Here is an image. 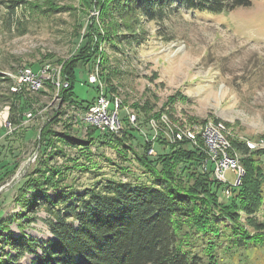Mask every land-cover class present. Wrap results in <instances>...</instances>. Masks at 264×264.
Listing matches in <instances>:
<instances>
[{
  "label": "rangeland",
  "instance_id": "1",
  "mask_svg": "<svg viewBox=\"0 0 264 264\" xmlns=\"http://www.w3.org/2000/svg\"><path fill=\"white\" fill-rule=\"evenodd\" d=\"M54 2L70 5L72 9L41 15L28 14L19 7L12 13L0 5V73H13L21 66H31L36 71L45 63L61 66L59 61L76 57L79 64L76 63L74 100L83 106L98 96L96 85L87 82V75L97 66L83 64L77 56H82L79 53L87 41L100 40L97 36L103 35L102 0ZM145 31L143 43L134 46L131 52L126 46L125 56L108 46L101 47L98 42L109 61L102 75L97 74L111 96L112 105L115 101L118 103L123 128H138L142 137L151 143L152 155L165 149L164 143L157 141L159 134L154 133L167 130L166 122L192 127L221 122L231 134L230 140L243 143V139H264L263 0H252L249 6L218 13L192 12L180 7L159 23H147ZM108 73L109 79L105 83L103 77ZM44 90L46 94H28V100L25 99L23 104L32 110L34 117L24 119L21 125L9 128L3 114L8 112L10 115L11 110L7 102L0 106V128L4 132L7 130V135L0 136V220L8 222L12 236L23 232L38 242L52 239L46 221L48 214L40 208L35 219L19 226L22 227L20 230L16 223L19 210L16 198L26 180L25 174L33 171L46 151L45 144H37L39 128L56 106H60L55 91ZM136 105L144 107L145 115L132 109ZM81 106L62 104L61 121L53 128L60 131L63 122H71V134L85 138L86 131L80 120L84 109ZM128 112L135 115L133 123L129 121ZM156 112H163L160 121H148L147 116ZM161 124L163 129L159 127ZM94 133L97 138L89 147V153L82 146L58 145L67 155H56L51 163L72 166L66 182L76 188L90 186L98 178L149 183V176L132 154L125 156L112 147L113 136H104L97 129ZM248 153L236 151L238 159ZM68 157L77 161L74 163ZM260 162L264 166V156ZM225 177L233 182L237 173L229 168ZM48 192L52 194L53 190ZM217 197L216 210H224L230 204V198L221 194ZM42 200L37 198L38 202ZM238 209L236 222L244 232H232V225L222 219L219 235L198 237L203 242L197 248L201 256L199 264H264V187L255 211L247 213ZM186 236L190 238L191 235ZM253 236L262 239L251 241ZM244 239L248 242L240 243ZM207 241L214 245L212 259L205 255ZM4 251H10L9 247L5 246ZM31 258L32 254H23L19 262L29 264Z\"/></svg>",
  "mask_w": 264,
  "mask_h": 264
},
{
  "label": "trees",
  "instance_id": "2",
  "mask_svg": "<svg viewBox=\"0 0 264 264\" xmlns=\"http://www.w3.org/2000/svg\"><path fill=\"white\" fill-rule=\"evenodd\" d=\"M81 1L87 3V0ZM251 2L102 0L100 17L105 28L103 35L97 36L101 37L100 40L93 37L94 41H87L79 53L82 56L77 58L83 64L97 66L101 76L109 59L104 50L99 49L98 42L101 47L108 46L115 53L125 56L126 46L131 52L134 46L143 43L147 23H159L180 7L192 12L218 13L249 6ZM0 5L12 13L19 7L28 14L41 15L72 9V6L58 5L54 0H0ZM59 63L61 76L68 85L58 90L56 98L60 106H56L49 119L39 128L37 144H45L46 151L33 171L25 174L26 180L16 198L19 206L16 222L18 228L22 230L19 226L34 220L38 210L44 208L48 214L46 221L52 239L38 242L32 235L23 232L12 236L8 222L2 219L0 264H21L19 259L23 254H32L29 264H199L201 256L197 248L203 242L198 237L202 234L219 235L222 219L232 225V232H244L236 222L239 217L237 210L240 208L247 213L253 212L262 198L264 166L260 159L264 156V149L248 153L245 144L236 139H231L232 150L229 153L237 151L248 155L239 158L243 174L239 184L230 189L227 197L230 198V204L221 211L216 210V199L223 186L213 178L211 164L202 169L204 153L199 148L187 141L170 144L158 132L157 141L163 142L165 149L162 153L149 155L147 152L151 143L133 126L123 128L120 135H111V145L125 156L132 154L149 176V183L98 178L90 186L76 188L66 182L72 166L63 167L51 163L56 155H67L58 145L73 148L82 146L89 153L97 136L95 129L87 128L86 137L77 138L71 134V122H63V130L53 128L54 124L61 121L62 104L82 105L74 100L79 62H76L75 57ZM114 71L119 73L116 69ZM108 76L109 73L103 77L105 83L108 82ZM10 81V78L0 73V106L10 103L8 121L12 126H18L23 121V109L28 107H24L23 102L28 100L29 95L6 93V85ZM47 87L54 91L50 83H47ZM39 92L46 94L45 90ZM105 92L110 96L107 89ZM90 102L81 107L87 108ZM132 109L141 113L145 111L144 107L137 105ZM162 114L156 112L147 116V120L160 121ZM159 127L163 129L162 124ZM2 134L7 135L0 128V136ZM71 159L77 161L76 158ZM49 190H53V193L49 194ZM38 197L43 199L42 202L37 201ZM189 234L190 238L186 236ZM261 239L258 236L251 237V241ZM246 242L244 239L240 243ZM5 246L10 251L5 252ZM12 251L15 254H11ZM205 255L209 259L214 257V245L210 241H207Z\"/></svg>",
  "mask_w": 264,
  "mask_h": 264
},
{
  "label": "built area",
  "instance_id": "3",
  "mask_svg": "<svg viewBox=\"0 0 264 264\" xmlns=\"http://www.w3.org/2000/svg\"><path fill=\"white\" fill-rule=\"evenodd\" d=\"M60 71L61 66L54 67L49 63H45L36 71L31 66H21L13 73L2 74L11 80L6 85L8 94L22 96L30 92H39L48 88L47 83H50L56 97L58 90L68 85V82L61 76ZM97 73L98 70L95 67L87 75V82L96 85L98 96L90 102L87 108L82 109L80 117L82 127L84 131L91 128L99 130L101 134L120 135L123 126L122 119L118 114V103L115 101L112 105L111 96L105 92L103 83ZM9 105L10 103H7V107L10 109ZM18 115L19 113H17ZM21 115L23 116L22 122H24V119L34 117L32 110L28 107L23 109ZM8 117V112L5 116L3 114L4 121L10 128L12 125L8 121ZM128 118L131 123L135 121V115L132 113L129 114L128 112ZM166 124L168 129L165 128L162 132L165 140L170 144L187 141L192 146L199 148L204 153L201 164L202 169L211 164V174L223 186L221 195L227 198L230 189L239 184L240 179L238 180V177L243 174V168L239 163L236 151H233L232 154L229 153V150H232L231 140L229 139L231 134L226 130L225 125L221 122H209L199 127L186 124L170 125L168 122ZM6 132L5 134H7ZM154 134H158V132L156 131ZM242 141L249 150L264 149L263 138L258 140L243 139ZM153 153V148H150L148 154L152 155ZM229 168H233L237 173V178L233 182H229L225 177V173Z\"/></svg>",
  "mask_w": 264,
  "mask_h": 264
},
{
  "label": "water",
  "instance_id": "4",
  "mask_svg": "<svg viewBox=\"0 0 264 264\" xmlns=\"http://www.w3.org/2000/svg\"><path fill=\"white\" fill-rule=\"evenodd\" d=\"M240 179V177H238V180Z\"/></svg>",
  "mask_w": 264,
  "mask_h": 264
}]
</instances>
